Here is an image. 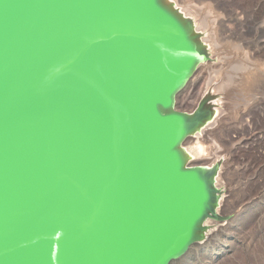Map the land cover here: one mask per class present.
Returning a JSON list of instances; mask_svg holds the SVG:
<instances>
[{"label": "water", "instance_id": "water-1", "mask_svg": "<svg viewBox=\"0 0 264 264\" xmlns=\"http://www.w3.org/2000/svg\"><path fill=\"white\" fill-rule=\"evenodd\" d=\"M208 59L171 0H0V264H174L216 213L184 144Z\"/></svg>", "mask_w": 264, "mask_h": 264}, {"label": "rangeland", "instance_id": "rangeland-1", "mask_svg": "<svg viewBox=\"0 0 264 264\" xmlns=\"http://www.w3.org/2000/svg\"><path fill=\"white\" fill-rule=\"evenodd\" d=\"M176 1L180 8L185 6L194 12L207 35L220 39L222 56L228 57L234 66L251 67L249 72L255 71L257 82L247 89L246 80L242 79L241 84L236 78L231 87L220 89L223 117H219L217 125L221 132L215 130L212 135L202 136L197 145L201 161H194L195 164L205 165L215 159L222 162L217 179L228 201L226 213L219 215L228 224L212 238L202 255L197 257L199 248L195 245L174 264H206L210 261L209 251L220 254L225 242L229 243V250L213 264H264V0ZM243 72L237 76L248 74ZM221 73L217 75L226 81L228 73ZM213 75L208 76L204 85L192 89L190 102L184 100L191 88L183 91L178 97V108L193 111L207 84L217 78ZM190 142L185 147L194 143Z\"/></svg>", "mask_w": 264, "mask_h": 264}, {"label": "bare ground", "instance_id": "bare-ground-1", "mask_svg": "<svg viewBox=\"0 0 264 264\" xmlns=\"http://www.w3.org/2000/svg\"><path fill=\"white\" fill-rule=\"evenodd\" d=\"M171 1H173V3L176 5V7L186 17L192 19V21L195 24L196 31L200 33L201 41L205 45L207 53H208V59L199 64V66H198L196 72L194 73L193 77L190 79V81L188 82L186 88L183 90V91H186L187 89L191 88L189 90V92H188L189 95L184 100V102H187V101L190 102V100L192 99V95H191L192 94V89H194V91H195V89L198 88L196 86H199L200 84L204 85L206 83V81H207L208 76H211L212 73L215 74V75H213L214 77L217 74H220L221 71H223V70H225L226 73H228V75L227 74L225 75L226 76V81L225 80L224 81L221 80L222 75H217L216 79H214V77H213L214 80H212V82H209L207 84L206 91L204 92V94H202L201 99H199L198 101L195 102V106H197L204 98H207V99L209 98L210 99V105H211V108H212V111H213L212 119L210 121H208L206 123V125L200 129L199 132H197L192 137L187 139L185 144H184V147H185L186 143L190 142V139L192 138L190 143H192V140H193L194 143L191 144L189 147L188 146L185 147V149H186V152L189 154L190 160L192 162L198 161L200 163L201 156L198 153L199 152V147L197 145L201 141V139L203 138L202 136L207 135V134L212 135V133L215 130H217L218 132L220 131L219 130V125H217V122H218L219 117L221 116V111H220L221 110V106L220 105L222 104V102L224 100L223 97H222L220 89L221 88L223 89V86L224 87H228V88L231 87L229 85H231L232 84V80H234L236 78H238L240 80L239 83L241 82L242 79H243V81L246 80V83L248 84V86H247V89H248L253 83L257 82V80H256L257 77H256V75L254 73L255 71L254 72H249V71L253 70L251 67H245L243 65L242 66H239V65L234 66V65H232V63L230 61H228V59H227L228 57L225 58L224 56H222V50H221V44H220L221 42L218 41L220 39L215 40V38L210 37L209 34L207 35L205 30L201 27L202 24H199L200 21L197 18V16L194 15V12H192V10H189L185 6L184 7L181 6V8H180L177 5V1L176 0H171ZM214 22H215V20H214ZM239 72H243V74L244 73H248V74L244 75L242 77L241 76L238 77L237 75H238ZM209 79H210V77H209ZM242 82H241V84H242ZM246 83L244 82V86L245 87H246ZM202 88H203V86H202ZM245 90H246V88H245ZM219 97H222V98H220L218 100ZM226 103H227V101H226ZM221 117H223V116H221ZM219 122H222V120L219 121ZM223 129H224V127H223ZM200 150H202V149H200ZM201 153H202V151H201ZM205 161H207V159ZM212 162L213 163H209L208 162V164H205L204 162H202V163L207 165V166H209V167L212 166V165H217L219 170H222V168L220 167L222 162L219 159H215ZM219 172L220 171H218V175L217 176H221V172L220 173ZM219 181L220 180L217 179V177H216V187L219 190V200H218V206L216 208V213L218 215H219V213L220 214H224L225 209L227 207L226 203L228 201V200H226L227 198L225 197V189H224V187H222V185L219 183ZM219 217L220 218L216 219V220H220V221H216L215 219H213V220L209 219V220L206 221L205 225L207 227V230L205 232L204 238L196 244V245H198L197 247L199 248L197 250V252H196L197 253V257L202 255L206 251L204 248L208 247V244L210 243L212 238H214L217 235L218 232H220V231H222V230H224L226 228L228 223L226 221L222 220V217L220 215H219ZM228 250H229V243L225 242L222 245V247L219 249V251L221 252L220 254L214 252L213 250L209 251L210 261L206 262V264H213V262H215L216 259H218V257L219 258L223 257L222 255H225Z\"/></svg>", "mask_w": 264, "mask_h": 264}]
</instances>
